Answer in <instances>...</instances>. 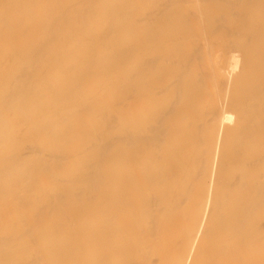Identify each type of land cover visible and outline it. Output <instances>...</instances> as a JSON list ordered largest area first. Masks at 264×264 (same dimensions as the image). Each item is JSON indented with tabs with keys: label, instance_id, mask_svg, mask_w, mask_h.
<instances>
[{
	"label": "bare ground",
	"instance_id": "1",
	"mask_svg": "<svg viewBox=\"0 0 264 264\" xmlns=\"http://www.w3.org/2000/svg\"><path fill=\"white\" fill-rule=\"evenodd\" d=\"M4 61L0 264H264V0H0Z\"/></svg>",
	"mask_w": 264,
	"mask_h": 264
},
{
	"label": "rangeland",
	"instance_id": "2",
	"mask_svg": "<svg viewBox=\"0 0 264 264\" xmlns=\"http://www.w3.org/2000/svg\"><path fill=\"white\" fill-rule=\"evenodd\" d=\"M18 7H19V5H18ZM12 60L13 59L10 58V59H8L7 62L12 61ZM5 63H6V61H4L3 64L0 63V66H3ZM23 65H27V64L25 63ZM58 110H59L58 107H53V106L49 107V112H51V113H55ZM14 113L15 112H12L11 111V112L7 113V115L8 116H12V115H14ZM24 122L25 121L22 120L21 124H23ZM10 126H12V125H10ZM10 130H12V129H10ZM17 133L20 136H22L23 138L26 139V137L29 135V133L27 132V126H22V127L17 128ZM27 143H30V142H26L25 144H27ZM9 147H10V150H11L12 153H18L21 150V143H19V142H12V143H10Z\"/></svg>",
	"mask_w": 264,
	"mask_h": 264
}]
</instances>
